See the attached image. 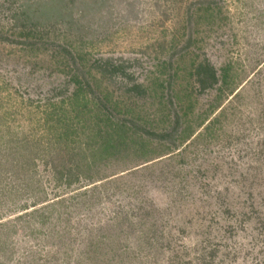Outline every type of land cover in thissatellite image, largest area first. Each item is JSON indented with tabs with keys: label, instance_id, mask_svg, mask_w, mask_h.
<instances>
[{
	"label": "rangeland",
	"instance_id": "374dc122",
	"mask_svg": "<svg viewBox=\"0 0 264 264\" xmlns=\"http://www.w3.org/2000/svg\"><path fill=\"white\" fill-rule=\"evenodd\" d=\"M27 1L0 0V264H264V0H41L31 32ZM64 49L170 135L150 162L93 165L61 140Z\"/></svg>",
	"mask_w": 264,
	"mask_h": 264
},
{
	"label": "trees",
	"instance_id": "16d2710c",
	"mask_svg": "<svg viewBox=\"0 0 264 264\" xmlns=\"http://www.w3.org/2000/svg\"><path fill=\"white\" fill-rule=\"evenodd\" d=\"M40 1L28 0L25 3V8L18 15H15L18 26L20 25L24 29L31 28L29 32L33 28L44 26V23L39 20L41 16L38 13V8H35L39 7ZM34 8L35 10H33ZM64 15V13L61 14L60 20L57 21L65 20L66 17ZM64 50L71 55L76 67L74 70L69 71L72 75L71 79L75 85V89L69 97L64 96L67 94L65 91L60 92V95L64 96V99L47 104L53 106L54 110L50 112L51 114L60 111L57 113L62 116L59 121L60 124L56 125L57 128L62 130L59 135L61 140L74 144V150H79L80 153L78 155L83 160L86 159L87 153L90 156L87 158L91 159L93 165L104 164L108 166L112 163L115 165L117 162H121L124 165L125 163L133 165L135 162H150L152 160L150 158L151 154H153L152 152L156 151L151 138L162 140L169 138L170 135L166 133L159 134L154 132L155 130L144 134V128L135 121V112L130 107L126 108L124 104L122 105L123 102L121 101H113L109 94L97 93V90L100 89L98 82H95L94 85L87 79L88 73L85 70L87 69L88 62L73 57L70 51ZM106 65H111L112 68H107ZM99 68L102 72L108 70V72L114 74L116 72H123L125 67L123 65L115 66L107 64L106 61V64L99 66ZM62 71L67 72L65 69H62ZM196 72L202 91L213 87L218 81L216 72L210 65L202 63ZM161 87L163 88V86ZM128 91L135 92L138 96H145L149 93L147 87L135 83ZM123 114H127L130 118L122 117ZM176 117L175 133L179 131L181 126V120L177 115ZM52 119L55 120V118ZM162 150H165V147ZM62 174L64 176L65 173ZM60 178L62 177L60 176ZM76 180L78 182L80 177L78 176ZM69 182L70 184L74 183L73 181Z\"/></svg>",
	"mask_w": 264,
	"mask_h": 264
}]
</instances>
